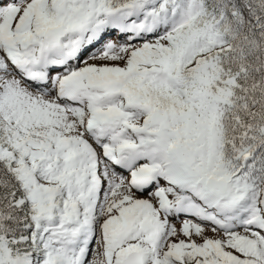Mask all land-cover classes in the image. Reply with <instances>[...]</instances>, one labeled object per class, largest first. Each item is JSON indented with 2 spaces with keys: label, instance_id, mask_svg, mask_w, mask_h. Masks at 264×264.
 I'll use <instances>...</instances> for the list:
<instances>
[{
  "label": "snow or ice",
  "instance_id": "6c2138e0",
  "mask_svg": "<svg viewBox=\"0 0 264 264\" xmlns=\"http://www.w3.org/2000/svg\"><path fill=\"white\" fill-rule=\"evenodd\" d=\"M0 264H264V0H0Z\"/></svg>",
  "mask_w": 264,
  "mask_h": 264
}]
</instances>
